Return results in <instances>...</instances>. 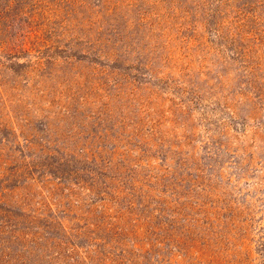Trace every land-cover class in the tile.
I'll return each mask as SVG.
<instances>
[{
	"label": "rangeland",
	"instance_id": "374dc122",
	"mask_svg": "<svg viewBox=\"0 0 264 264\" xmlns=\"http://www.w3.org/2000/svg\"><path fill=\"white\" fill-rule=\"evenodd\" d=\"M0 264H264V0H0Z\"/></svg>",
	"mask_w": 264,
	"mask_h": 264
}]
</instances>
